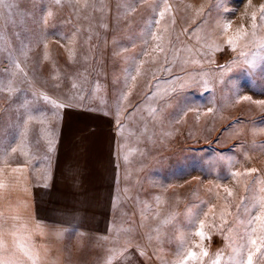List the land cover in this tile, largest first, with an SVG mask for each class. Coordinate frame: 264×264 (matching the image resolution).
Returning <instances> with one entry per match:
<instances>
[{
	"label": "rangeland",
	"instance_id": "obj_1",
	"mask_svg": "<svg viewBox=\"0 0 264 264\" xmlns=\"http://www.w3.org/2000/svg\"><path fill=\"white\" fill-rule=\"evenodd\" d=\"M149 4L142 5L135 13L123 15L119 10L125 6V0H60L59 3L55 0H18L11 9L4 7L0 11V48L15 49L16 65L24 66L19 81H33L37 95L59 96L61 100L62 96L78 97L75 99L77 103L66 99L67 105L62 108L67 118L78 120L73 122L77 127H84L87 121L84 118H89L88 122L96 130L119 129L125 133V116L116 119L110 113L115 110L119 96L125 100V94L117 93L121 83L125 89V63L121 69L119 66L125 62V33L139 32L135 23L152 12ZM262 4L264 0H169V10H161L164 12L160 20L161 31L172 32L173 37L183 32L202 33L201 22L210 19L214 22L220 20V30L214 25L208 31H220L227 39L223 42L224 48L221 47V59L215 63L211 61V64H201L190 47V41L175 40L171 42L174 51L162 50L161 61L167 67L161 70V77L184 70L192 63H199L194 68L203 67L209 71H203V78H200L202 71L196 73L194 77L198 79L190 86V95L186 93L185 102L179 98L177 112L184 108L187 110L171 125L175 127L168 126V118L164 122L153 120L152 109L149 115L144 116L138 115L143 107L135 110L133 106L131 109L134 112L126 133L133 138L137 134L145 136L142 155L135 159L139 160L141 168L134 171L150 179L155 171L161 183L157 182L159 189L154 190L139 186L131 179L118 186L119 195L124 196L125 212L113 216L112 236L123 235L127 240H134L139 248L143 247L141 251L146 264L147 259L150 264H179L186 259L189 250L196 252L197 257L187 259L186 264H213L216 260L218 264H237L240 260L246 261L247 250L251 247L248 239L252 229H258L259 222L255 217L260 215V198L264 196L261 191L264 189ZM49 11L51 16L47 15ZM253 12L256 13L255 29L252 27ZM175 20L182 25L176 24ZM228 24L231 27H225ZM241 27L247 35L240 36L233 48L227 40L237 36ZM161 46L168 47L164 43ZM75 47L80 49L77 62L73 53L68 54ZM55 50H59V54ZM167 53L174 56H167ZM210 58H213L212 52ZM13 59L2 57L4 66L13 65ZM152 61V58L147 60V68L150 69ZM83 62L93 67L91 74L81 71ZM38 65L47 66L49 73L42 72ZM48 80L50 91L41 87V82ZM58 81L63 86L56 91L54 87ZM107 81H111L112 99L109 103L101 96ZM74 86L78 89L75 90ZM199 110L203 114L201 120L197 117ZM153 146L154 152H149ZM160 146L159 152L157 147ZM52 151L51 160L55 153ZM6 156L8 154H3V158ZM60 156L64 158L63 153ZM154 161H161V167L149 169ZM174 163H178V167ZM188 168L192 170H186ZM253 168L257 171H247ZM127 171L130 176L134 175L131 169ZM192 172L193 177L187 183L171 184V174L185 177ZM131 191L134 193L132 199ZM153 192L156 193V204L149 202L154 201L153 196H149ZM201 221L205 233L203 238L198 234ZM261 234L257 230L256 236ZM205 250L208 255H200ZM104 251L102 248L100 252ZM253 264H264V257L257 253Z\"/></svg>",
	"mask_w": 264,
	"mask_h": 264
},
{
	"label": "crops",
	"instance_id": "obj_2",
	"mask_svg": "<svg viewBox=\"0 0 264 264\" xmlns=\"http://www.w3.org/2000/svg\"><path fill=\"white\" fill-rule=\"evenodd\" d=\"M164 1L125 0V6L119 10L123 15L132 14L147 2H150L152 10L135 23L139 32L125 33V62L119 65L121 69L125 63V89L122 83L117 89V93L125 94V100L119 96L115 101V110L110 113L116 119L125 116V133L119 129L107 132L96 130L88 122L89 118H84L87 120L85 124L82 123L84 127H77L75 124L78 120L67 118L63 107L58 105L65 107L66 99L77 103L75 99L78 97L62 96L61 100L59 96L50 98L46 95L49 99L45 100L44 95H37L33 81H19L24 66L16 65L18 57L15 49L0 48V239L3 241L0 244V264H146L141 251L143 247L139 248L134 240H127L123 235L112 236L113 216L125 212L122 203L124 196L119 195L118 186L125 184L126 179L134 180L146 189H159L156 184L161 183L155 171L152 179L134 171L141 168L139 160L135 159L142 155L141 146L145 136L137 134L133 138L126 133L134 112L131 109L133 106L135 110L143 107L138 112L141 116L149 115L152 109L153 120L164 122L168 118V126L175 127L171 125L187 110L184 108L177 112L179 98L185 102L186 93L190 95L188 90L198 79L194 77L195 74L202 71L200 78H203V71L208 70L194 68L199 63H192L184 70L161 77V70L167 67L161 61L162 50H173L171 42L175 40L190 41V47L200 58L201 64H211V61L215 63L221 59V47L224 48L223 42L227 39L220 31H208L211 26L218 27L220 20L202 21V33L183 32L178 34L179 37H173L172 32H162L160 12L166 6L169 8V0ZM120 18L123 22L122 15ZM190 22L194 23L192 18ZM179 24L182 25L181 22ZM6 39L13 41L15 38ZM163 43L168 47L162 48ZM58 51L55 50V53L59 54ZM79 51L75 47L68 54L73 53L77 62ZM211 52L213 58H210ZM2 57L14 58L13 65L5 67ZM149 58L153 59L150 69L147 68ZM87 64H80L81 71L91 74L93 67ZM38 67L45 74L49 73L47 66ZM36 85L39 87L38 81ZM56 85L54 89L58 91L63 83L58 81ZM106 85L101 96L109 103L112 99L111 81H107ZM41 87L50 91L49 80L42 81ZM73 88L77 90L78 86ZM202 115L199 110L198 119L201 120ZM29 117L32 119L29 120ZM157 149L160 152L161 146ZM52 150L55 153L51 160ZM149 152H154V146ZM61 153L64 158L60 156ZM100 153H104L105 157ZM3 154H8V157L3 158ZM59 157L61 160H58ZM159 162H151L149 169L160 168ZM178 165L174 163V166ZM129 169L134 175L130 176ZM192 177L193 172L185 177L171 174V184L187 183ZM152 194L149 196H153L154 201L149 202L156 204V193ZM129 195L131 199L134 197L132 191ZM160 196L158 190V200ZM102 248L105 250L103 253L100 252ZM25 249L38 255H29ZM147 264H150L149 259Z\"/></svg>",
	"mask_w": 264,
	"mask_h": 264
},
{
	"label": "snow or ice",
	"instance_id": "obj_3",
	"mask_svg": "<svg viewBox=\"0 0 264 264\" xmlns=\"http://www.w3.org/2000/svg\"><path fill=\"white\" fill-rule=\"evenodd\" d=\"M18 2V0H0V11L3 10L4 7H7L8 9H11L16 3ZM56 3H59L60 0H55ZM250 2V0H249ZM169 8L166 6L165 7V11H168ZM260 10L264 11V4L260 5ZM48 16H51L52 13L49 11L47 13ZM164 15V12H160V16L162 17ZM252 20H253V24L252 27L253 29H255L256 24H255V20H256V13L253 12L252 13ZM46 22V21H45ZM225 27H231L230 24L225 25ZM243 35H247V32L244 31L243 27H241V29L238 30V34L235 37H229L227 40V43H229L230 45L233 46V48H235L236 46V41L240 38V36ZM253 35H255V33L253 32ZM157 39H159V37H157ZM134 79V78H133ZM45 100H48L49 98L45 95L44 96ZM245 99H249V97H245ZM53 104H55V101H51ZM58 107H64L63 104H59ZM119 113H117L118 115ZM32 119V117H29V120ZM27 128V125H25V130ZM16 149H12V151H15ZM249 172H256L257 169H249L247 170ZM235 175H240L239 173H235ZM262 192H264V189H261ZM229 195H232L231 190H228ZM260 203H261V211H260V215H258L257 217H255V220L258 221V229L254 228L252 229V233L249 236L248 239V244L251 245L250 248H248L247 250V257H246V261L245 260H240L237 262V264H253L254 261V257L256 256L257 253H260L262 257H264V252H261L262 249H264V196H261L260 198ZM200 226H201V230L199 231V235L203 238L205 236V233L203 232V221L200 222ZM257 230H259L260 233H262L259 236H256V232ZM3 241L2 239H0V244H2ZM19 247L24 248L23 245H19ZM26 253L29 255H38L37 253L34 252H30L27 249H25ZM200 255H204L207 256L208 253L207 251H203L202 253H200ZM197 257V253L194 251L189 250L187 253V257L185 260L180 261L179 264H186L187 259H194ZM213 264H218V260L213 261Z\"/></svg>",
	"mask_w": 264,
	"mask_h": 264
}]
</instances>
